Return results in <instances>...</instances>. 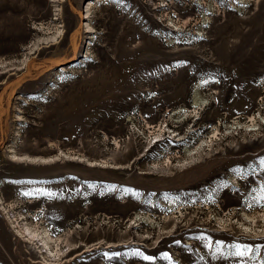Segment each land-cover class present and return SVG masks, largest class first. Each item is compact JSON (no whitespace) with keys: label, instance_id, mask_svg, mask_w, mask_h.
<instances>
[{"label":"rangeland","instance_id":"374dc122","mask_svg":"<svg viewBox=\"0 0 264 264\" xmlns=\"http://www.w3.org/2000/svg\"><path fill=\"white\" fill-rule=\"evenodd\" d=\"M91 1L0 0V264H264V0Z\"/></svg>","mask_w":264,"mask_h":264},{"label":"bare ground","instance_id":"6f19581e","mask_svg":"<svg viewBox=\"0 0 264 264\" xmlns=\"http://www.w3.org/2000/svg\"><path fill=\"white\" fill-rule=\"evenodd\" d=\"M102 1L103 0H96V1L89 2V4L86 7V13L87 14L90 13V8L92 7V5H94L96 3H100ZM206 17H207V15H206ZM87 27H89V26H87ZM90 31L92 32V30H90ZM203 85H204V83L201 82V84L199 86H197V87L194 88L193 95H192V99H191V106H190V108H197V107H200V106H204V105H208L209 104V101L207 100V98L201 93L202 92L201 91L202 90L201 89L202 88L201 86H203ZM187 112H188V109L183 107V108L179 109V111H177L175 113V116H176L177 119L180 120V118H182L185 115H187L186 114ZM188 152H190V151H188ZM137 218H138V220L135 221L136 223L137 222H141L143 224H148V225H150L154 229L157 226V224L154 221L149 220L147 218H143L140 215H138ZM25 230L30 234L31 237H33V238L37 239V241H39L40 245L42 246L41 247V249L43 250L42 253L46 254L48 257H51V258L52 257L56 258L58 256V255H55L57 253L55 252V249L52 247L53 238L51 237L50 232L47 229H44L43 232H40V231H30V228L26 227Z\"/></svg>","mask_w":264,"mask_h":264},{"label":"snow or ice","instance_id":"6c2138e0","mask_svg":"<svg viewBox=\"0 0 264 264\" xmlns=\"http://www.w3.org/2000/svg\"><path fill=\"white\" fill-rule=\"evenodd\" d=\"M237 255H243V253L237 252ZM144 259H150L149 257H144Z\"/></svg>","mask_w":264,"mask_h":264}]
</instances>
